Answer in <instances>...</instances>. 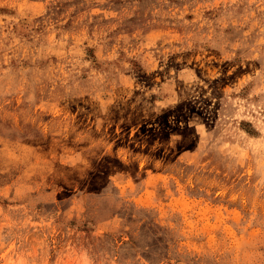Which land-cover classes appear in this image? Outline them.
<instances>
[{
    "label": "rangeland",
    "instance_id": "1",
    "mask_svg": "<svg viewBox=\"0 0 264 264\" xmlns=\"http://www.w3.org/2000/svg\"><path fill=\"white\" fill-rule=\"evenodd\" d=\"M0 264H264V0H0Z\"/></svg>",
    "mask_w": 264,
    "mask_h": 264
}]
</instances>
